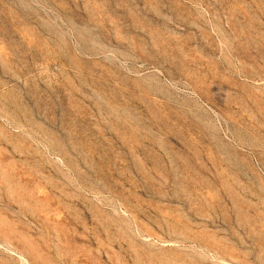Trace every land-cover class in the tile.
<instances>
[{
	"label": "rangeland",
	"instance_id": "374dc122",
	"mask_svg": "<svg viewBox=\"0 0 264 264\" xmlns=\"http://www.w3.org/2000/svg\"><path fill=\"white\" fill-rule=\"evenodd\" d=\"M0 264H264V0H0Z\"/></svg>",
	"mask_w": 264,
	"mask_h": 264
}]
</instances>
